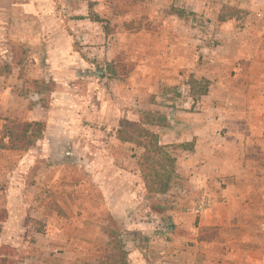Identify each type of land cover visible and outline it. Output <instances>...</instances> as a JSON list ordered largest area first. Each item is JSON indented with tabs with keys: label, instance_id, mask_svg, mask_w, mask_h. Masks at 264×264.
<instances>
[{
	"label": "rangeland",
	"instance_id": "obj_1",
	"mask_svg": "<svg viewBox=\"0 0 264 264\" xmlns=\"http://www.w3.org/2000/svg\"><path fill=\"white\" fill-rule=\"evenodd\" d=\"M95 18L100 22L91 23ZM103 30L124 51H92L95 40L86 35ZM111 55L116 65L105 63ZM151 58L163 81L156 94L145 91L140 106H126L110 92L111 103L99 106L100 88L136 81L144 75L137 66ZM253 60L258 66L251 69ZM251 75L259 81L252 83ZM96 77L101 80L92 85ZM261 77L264 0H0V211L7 214L0 246L11 249L8 260L112 264L120 252L125 264H162L155 257L162 255L158 241L170 239V226L172 234L187 239L183 246L189 250L197 246L192 241L217 234L199 226L203 214L194 212L207 197L190 180L193 168L181 163L192 149L184 142L189 136L169 145L172 181L164 195L153 196L145 192L138 167L143 150L117 139L121 122L153 114L165 119L152 128L161 142L158 130L175 123L171 110L193 112L191 103L209 89L216 96L226 87L249 107L254 94L262 99L250 108L252 141L236 150L239 158H249L243 167L251 174L245 201L250 217L264 220ZM31 122L43 123L44 134L26 151L12 149L7 130ZM102 155L113 162L96 160ZM120 169L129 177L119 176ZM261 225L257 264H264Z\"/></svg>",
	"mask_w": 264,
	"mask_h": 264
},
{
	"label": "crops",
	"instance_id": "obj_2",
	"mask_svg": "<svg viewBox=\"0 0 264 264\" xmlns=\"http://www.w3.org/2000/svg\"><path fill=\"white\" fill-rule=\"evenodd\" d=\"M28 11L29 5L27 4L24 7V12L27 13ZM91 23L95 24L96 22L92 21ZM60 34L67 40L73 38L70 33L65 31H61ZM86 36L92 41L95 40L91 42L90 49L92 51L111 52L119 49L124 51L123 47L115 45L114 42H108L109 39H106L108 35L104 30L103 33H93ZM83 45L84 43H81V46ZM143 61L149 64L145 63L144 67L141 68L137 66L139 70L144 72V75H138L136 81L126 78L122 82H116L115 87L112 86L110 91L105 92L101 88L98 90L96 98L103 101L99 106L106 107L107 104L111 103L110 92H112L113 97L118 96L117 99L115 97V101L118 100L121 104L125 103L126 106H129L130 102L140 106L141 100L144 101L145 91L151 94L158 92L163 81L159 79V73L155 70V59ZM116 62L114 55H111V59L108 56L105 63L116 65ZM254 66H258L256 60L252 61L251 69L255 68ZM97 77L94 80L91 78L92 85L101 80ZM261 78L264 80L263 77ZM249 80L252 83L259 81L254 75H251ZM223 82L219 80L218 84ZM98 87H101L100 83ZM250 100L253 104L250 107L248 104L244 106L238 95L229 93L226 87L225 89L222 88V91L216 96L209 89L207 94L191 103V106H196L193 112H189L188 109H185L188 110L187 112L171 110L173 111L172 114L175 113L173 120L175 123L172 124V122L167 127L158 130L161 133L159 137L161 140L159 145L161 146L182 142L185 136L190 137L189 139L186 138L184 142H191L192 149L184 151L186 157L182 159L181 163L183 168H193V175H191L190 180L202 188L201 192L207 197L206 200L209 203V208L202 213L203 215L201 214L198 225L203 229L217 231V234H212L209 240L192 241L197 246H193L189 250V247L183 246L187 239L172 234L171 228L173 227L170 226L168 228L170 230L166 231L170 239L158 241V245L162 246V255L155 257L162 264H257V261L253 259V254L259 252L257 247L258 231L256 229L262 224L264 230V220L251 219L250 217V206L245 201L248 197L246 191L250 190L246 186H249L248 181L251 174L243 167L244 164L247 167L249 158L246 156L243 157L244 159L239 158V152L236 150L237 148L240 149L244 142L250 143L252 141L249 136L251 131L249 116L252 115L253 111H250V108L259 106L258 101L262 99L254 94ZM262 110L264 109L262 108ZM101 158L104 160L103 162L108 164L113 162L111 156L108 155H102L96 160ZM117 171H119L117 173L119 176L122 175L125 179L129 177L124 169ZM262 239H264V235ZM152 249L155 254L160 251L159 248ZM261 257L264 258V255L261 254Z\"/></svg>",
	"mask_w": 264,
	"mask_h": 264
},
{
	"label": "trees",
	"instance_id": "obj_3",
	"mask_svg": "<svg viewBox=\"0 0 264 264\" xmlns=\"http://www.w3.org/2000/svg\"><path fill=\"white\" fill-rule=\"evenodd\" d=\"M228 10L233 14L241 12L235 8ZM233 14L229 18L219 17V21L225 22L227 19L232 18ZM91 20L100 22L97 18ZM205 94L207 93L203 92L201 95ZM159 122L164 124L165 119L153 114H147L139 122H121L119 124L120 130L117 131V139L125 143L133 142L143 150V154L138 161V167L142 174L144 190L152 196L164 195L169 189V183L172 181L174 174V160L166 154L169 146L159 145L158 135L152 131V128H160L163 125H160ZM44 131L45 126L43 123L31 122L13 125L7 130L6 134L12 149L26 151L33 147L34 143L44 134ZM186 151H190V149ZM6 218V212L0 211V236L2 224ZM211 237L212 235L203 238V240H209ZM199 240L202 241V239ZM10 253L11 249L8 246H0V264H13L8 260ZM124 255V253L119 252L118 255L111 259L112 264H125Z\"/></svg>",
	"mask_w": 264,
	"mask_h": 264
},
{
	"label": "built area",
	"instance_id": "obj_4",
	"mask_svg": "<svg viewBox=\"0 0 264 264\" xmlns=\"http://www.w3.org/2000/svg\"><path fill=\"white\" fill-rule=\"evenodd\" d=\"M209 208V203L205 198H202L200 203L197 205L196 209H195V214L196 215H200L201 213H203L204 211H206Z\"/></svg>",
	"mask_w": 264,
	"mask_h": 264
}]
</instances>
